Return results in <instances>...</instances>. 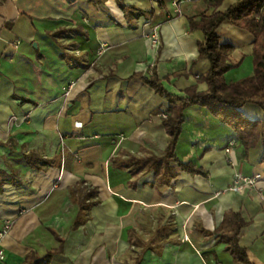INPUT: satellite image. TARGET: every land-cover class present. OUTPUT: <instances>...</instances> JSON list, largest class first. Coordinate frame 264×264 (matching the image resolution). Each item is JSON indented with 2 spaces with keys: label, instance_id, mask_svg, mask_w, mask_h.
<instances>
[{
  "label": "crops",
  "instance_id": "1",
  "mask_svg": "<svg viewBox=\"0 0 264 264\" xmlns=\"http://www.w3.org/2000/svg\"><path fill=\"white\" fill-rule=\"evenodd\" d=\"M177 1L126 0V11L116 0H0V232L12 221L0 237V264L50 252L51 264H244L210 234L228 210L251 222L240 244L264 264L262 142L247 150L232 127L192 105L176 154L209 177L172 162L177 175L165 183L155 170L134 174L129 163L164 157L170 141L169 103L141 75L156 69L173 94L208 90L200 79L210 67L199 58L205 34L190 30L189 19L238 0L217 9ZM218 33L233 46L227 83L252 75L255 36L229 20ZM242 111L264 119L257 104ZM37 158L49 164L39 167ZM239 174L259 178L239 191ZM86 199L97 203L82 208Z\"/></svg>",
  "mask_w": 264,
  "mask_h": 264
},
{
  "label": "trees",
  "instance_id": "2",
  "mask_svg": "<svg viewBox=\"0 0 264 264\" xmlns=\"http://www.w3.org/2000/svg\"><path fill=\"white\" fill-rule=\"evenodd\" d=\"M103 2L105 0H102ZM124 10H129L126 0H116ZM163 1V0H162ZM210 7L219 8L224 0L207 1ZM162 4V2H161ZM231 21L237 27L248 30L255 36L254 42V73L240 81L227 83L225 75L233 65L230 56L233 46L222 43L218 29L225 21ZM190 30H202L205 41L199 43L200 59L210 61L208 71L200 78L208 83L206 91H200L197 86L187 88L182 95L171 93L165 86L155 69L150 76L141 75L144 82L152 87L158 94L165 97L169 103L165 113L164 126L170 135V141L164 157L155 154L143 158L130 157V165L134 167V174L155 170L161 182L170 183L177 175L176 162L182 170L191 174H200L209 177L210 173L193 163L182 162L176 154V146L182 134L185 122L184 111L192 105L207 107L214 116L232 127L236 131L238 142L247 150L254 148L259 142L264 144V119L252 120L242 111L248 103H254L264 109V0H238L225 11H215L213 14H201L189 19ZM34 155L26 156L32 161ZM39 167L49 164L43 158H37ZM264 160V157H263ZM95 201L82 202V208H89L96 204ZM251 224L246 221L241 212L228 210L220 226L212 235H217L218 242L227 244V250L237 262L254 264L248 250L240 244L243 231ZM134 232L130 233L133 240ZM141 244V242H135ZM54 252L46 256L29 255L23 264H51Z\"/></svg>",
  "mask_w": 264,
  "mask_h": 264
},
{
  "label": "built area",
  "instance_id": "3",
  "mask_svg": "<svg viewBox=\"0 0 264 264\" xmlns=\"http://www.w3.org/2000/svg\"><path fill=\"white\" fill-rule=\"evenodd\" d=\"M179 1H192V0H179ZM205 1H210V0H205ZM174 4L175 5H178V1L177 0H174ZM162 7V10L165 9L164 6H161ZM154 38H155V41H158L159 40V36L157 33L154 34ZM167 114L164 113L163 114V117L164 118H167ZM235 145V141H232L228 146H227V149L226 151L227 152H230L232 150V147ZM259 177H248V176H244V175H237L236 179H235V182H234V185H233V188L235 190H239V191H244L248 188H252L255 186V184L257 183V180H258ZM11 226H12V221L11 220H7L6 223H5V226H4V229L2 232H0V237H3L6 233L9 232V230L11 229ZM0 258L4 259L5 258V252L2 250L0 251Z\"/></svg>",
  "mask_w": 264,
  "mask_h": 264
},
{
  "label": "bare ground",
  "instance_id": "4",
  "mask_svg": "<svg viewBox=\"0 0 264 264\" xmlns=\"http://www.w3.org/2000/svg\"><path fill=\"white\" fill-rule=\"evenodd\" d=\"M110 5H111V7L114 9V11H115V13H117L118 15H122L121 14V10L119 9V8H117V6H116V4H115V2L114 1H111L110 2Z\"/></svg>",
  "mask_w": 264,
  "mask_h": 264
},
{
  "label": "rangeland",
  "instance_id": "5",
  "mask_svg": "<svg viewBox=\"0 0 264 264\" xmlns=\"http://www.w3.org/2000/svg\"><path fill=\"white\" fill-rule=\"evenodd\" d=\"M154 231V230H153ZM151 232L149 235H148V237L150 238V241H152L153 240V238H154V236H155V234H154V232ZM130 253H131V255L134 257V256H136V254H137V252H135V251H133V250H130Z\"/></svg>",
  "mask_w": 264,
  "mask_h": 264
}]
</instances>
